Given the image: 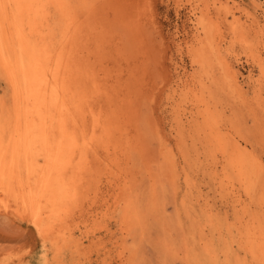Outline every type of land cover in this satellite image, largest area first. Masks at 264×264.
<instances>
[{
  "label": "rangeland",
  "instance_id": "1",
  "mask_svg": "<svg viewBox=\"0 0 264 264\" xmlns=\"http://www.w3.org/2000/svg\"><path fill=\"white\" fill-rule=\"evenodd\" d=\"M67 3L84 60L113 84L117 137L132 144L116 172L122 186L98 175L105 181L93 204L71 226L76 250L52 248L0 213V264H264L247 241L264 236V0ZM49 12L37 28H55L58 38L68 16ZM10 93L0 69V102ZM146 157L158 159L162 175L151 177ZM92 212L107 217L94 222Z\"/></svg>",
  "mask_w": 264,
  "mask_h": 264
},
{
  "label": "bare ground",
  "instance_id": "2",
  "mask_svg": "<svg viewBox=\"0 0 264 264\" xmlns=\"http://www.w3.org/2000/svg\"><path fill=\"white\" fill-rule=\"evenodd\" d=\"M67 1L0 0V69L11 90L9 102H0V213L25 221L52 248L76 250L71 226L93 204L105 181L98 175L119 185L116 172L126 166L125 148L132 144L119 139L121 111L113 101V84L97 78L84 60L81 25L74 14L69 19ZM52 6L68 16L58 38L55 28L47 26L43 34L37 28L48 22ZM259 66L264 74V65ZM133 117L130 112L128 118ZM235 149L241 171L245 147L237 143ZM146 151L141 150L145 156ZM146 161L151 177L154 169L162 175L157 158ZM103 214L89 217L96 222L94 217H107ZM255 234L249 235L248 247L264 259V236Z\"/></svg>",
  "mask_w": 264,
  "mask_h": 264
}]
</instances>
